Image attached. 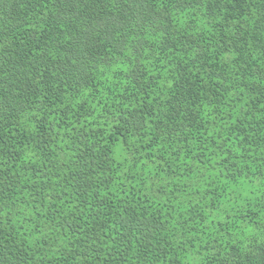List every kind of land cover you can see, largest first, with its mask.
<instances>
[{
    "label": "trees",
    "instance_id": "obj_1",
    "mask_svg": "<svg viewBox=\"0 0 264 264\" xmlns=\"http://www.w3.org/2000/svg\"><path fill=\"white\" fill-rule=\"evenodd\" d=\"M0 264H264V0H0Z\"/></svg>",
    "mask_w": 264,
    "mask_h": 264
}]
</instances>
